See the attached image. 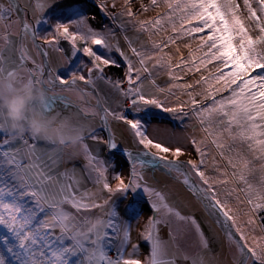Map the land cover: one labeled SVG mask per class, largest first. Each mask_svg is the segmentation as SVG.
<instances>
[{
  "label": "snow or ice",
  "instance_id": "snow-or-ice-1",
  "mask_svg": "<svg viewBox=\"0 0 264 264\" xmlns=\"http://www.w3.org/2000/svg\"><path fill=\"white\" fill-rule=\"evenodd\" d=\"M256 3L258 8L253 7L250 0H243L244 9L247 10V15L243 16L236 0H149L148 4L141 0V12L138 14L133 12L129 0H125V7L119 15L127 17L137 31H146L151 44L148 49L138 50L125 36L135 60L125 54L118 41L111 42L109 38H115L113 28L105 26L103 30H97L92 27L89 21L94 17L77 13L76 18L68 19L67 22L57 20L51 25V32L41 35L39 25L42 22L47 23L43 20L44 5H36L33 22H30L21 13L17 0H9L6 6L0 4V22H3L5 28L2 34L5 44L11 45L8 31L11 25L8 21L14 13L18 14L16 22L21 24L18 37L21 41L24 37H30L33 47L45 58L37 64L29 56L27 46L23 43L17 50L18 61L5 57V49L0 48V79L6 81L9 90L15 84L24 82L42 89L45 93L42 110L51 115L59 103H63L65 108L72 104L69 97L54 93L55 87L76 91L80 100H83L84 94L91 96L92 93H85L83 89L77 90V81L84 82L95 91V80L101 79L127 97L132 111L139 116L129 118L126 112L112 111L99 99L95 107L76 105L81 114L98 116L105 127L111 117L124 122L133 133L138 145L135 156L132 151L125 149L128 158L134 161L130 178L127 183L121 179L116 188L107 182L108 169L103 162L83 142L85 131L94 141L100 140L95 129L83 124L74 125L70 117L63 119L83 133L79 144L86 154L88 166L97 173L95 182L102 184V189L109 194V199L98 203L94 199L95 194L83 193L77 196L72 185L65 182L69 174H53L54 169L50 163L56 162L53 156L48 155L45 159L37 149V142L40 140L59 145L62 142L53 137L30 134L33 141L30 144L25 133L10 128L7 118L0 111V132L6 134V138L0 140V227L8 233L0 235V244L14 258L15 264H71L72 257L77 258L75 264H141L139 259L131 258L138 251L137 244H132L133 253L125 258L126 246L131 242V225L120 220L111 197L119 195L127 198L129 190L134 191L141 186L139 180L142 173L137 171V165L143 169L147 165L159 164L182 176V183L204 202L209 215L221 223L226 238L230 244L234 243L238 253L236 264H264V245L257 243L255 247H249L244 232L236 226L235 218L226 208L229 199H236L248 205L253 215L258 210H264V0H256ZM101 10L107 13L103 5ZM149 11H156V15L142 18ZM107 14L115 23L116 15ZM73 28L75 31L70 30ZM119 28L126 31L123 24ZM254 31L259 34L253 36L251 33ZM61 38L71 41V56H76L80 51L76 47L77 40L83 42L82 51L91 58L92 65L87 68V76L83 73L77 75L73 71L71 78L66 79L60 70L52 69L47 64L48 54L43 50L44 46L52 45L60 50L58 45ZM186 38L195 42V50L191 42L182 43ZM89 44L99 47L94 50ZM181 44L184 49H188V58L184 57ZM100 48L105 50L104 54H98ZM194 51L199 55H194ZM113 52L118 53L126 65L123 79H113L104 74V66L120 67ZM173 52L177 54L176 63H173ZM69 61L71 62V57ZM149 61H154L151 68L147 66ZM209 65L212 66L211 69ZM229 67L230 71H224V68ZM256 69L260 72L249 75ZM156 70L168 72L172 83L167 88L159 87L151 79L153 71ZM178 70L200 73L199 79L178 84L176 80L180 77L173 75ZM64 71L67 72L68 69ZM203 72L208 75H203ZM145 79H149L159 92L174 96L176 106L165 107L166 100L147 97L142 90ZM125 83L127 87H122ZM173 88H180L181 95L176 96ZM225 92L228 94L217 98V94ZM184 95L188 97L187 100L182 98ZM140 104L155 106L180 119L195 118L204 133L200 143L207 141L224 162L221 168L213 160V170L224 179L216 178L214 183L209 182L210 177L202 170L209 153L194 137L190 143L194 146L199 160H181L179 157L187 154L183 147L166 146L163 142L149 137L145 122H150L155 116L142 112ZM59 116L57 113L54 118L60 121ZM195 126L193 125L194 128ZM104 142L110 149L118 147L111 135ZM13 143H20L21 147L13 148ZM153 148L156 151H152ZM169 153L172 158H169ZM58 155L59 153L57 157ZM193 175L201 183L193 180ZM144 191L150 194V198L156 197L151 205L154 214L148 217L142 233L143 239L150 246V253L144 264H176L175 254L169 255L167 242L159 235L158 226L164 223L159 217L162 209L165 215L172 214L179 220L192 224L201 247L205 251L209 250V240L195 216L182 215L167 203L166 197L160 191L147 186ZM221 193L223 200L218 198ZM65 204L71 205L77 211H106L103 216L95 218L85 216L84 227H81L70 223L75 217L65 210ZM126 211L130 213V220L139 216L142 209L137 210L130 201ZM219 217L223 218L222 221ZM246 223L253 225L257 221L249 216ZM259 227L264 233V216L259 217ZM57 228L59 235H55ZM229 229H234V232ZM169 235L171 237L172 233ZM116 241L119 242L116 247L117 255L113 258L109 251ZM184 259L190 260L191 264H207L199 254L194 257L185 255ZM0 264H9L3 252H0Z\"/></svg>",
  "mask_w": 264,
  "mask_h": 264
},
{
  "label": "rangeland",
  "instance_id": "rangeland-1",
  "mask_svg": "<svg viewBox=\"0 0 264 264\" xmlns=\"http://www.w3.org/2000/svg\"><path fill=\"white\" fill-rule=\"evenodd\" d=\"M18 1L28 11H31L33 15H35L36 13L37 4L44 5L45 7L44 13L46 11L51 10L52 8H55L54 10L46 13V15L44 16L43 20L47 21V23L42 22L41 25H39L41 35L51 32L52 31L51 25L54 24L57 20H61L62 22H67L68 19L76 18L77 13H82L86 16L94 17V19H91L89 23L92 25L93 28H96L97 30H103L105 26H107L108 28H113L115 30V38L113 39L112 37H110L109 39L111 40L112 43H116L118 41L120 48L125 52V54L129 55L133 60H135V57L132 56L130 48L124 39L125 36H127L132 41V46L137 48L138 50L148 49L151 47L149 41V34L146 31H137L136 28H134L133 25L129 22L127 17H123L119 15L125 7V0H58L59 2L57 0H18ZM129 2L132 6L133 12L139 14L141 12V8H140L141 0H129ZM143 3L148 4L149 0H143ZM236 3L239 5L240 12L242 13V15L246 16L247 10L244 9L243 0H236ZM250 3L253 5V7L258 8L256 0H250ZM48 5H51V7L49 8ZM101 5H103L107 9V13H113L116 15L117 19L115 23H113V21L106 12L101 10ZM161 6L163 7V5ZM155 15H156V11H149L146 14V16L142 18H150V17H154ZM15 17L17 18V15L14 13L11 18L13 19ZM193 23L195 24V21H193ZM120 24H123L125 26L126 31L120 30L119 28ZM165 27H167V25H165ZM70 30L75 31L74 28ZM251 34L255 36L259 33L258 31H254ZM30 41L32 43L31 38ZM189 42L192 43V48L193 50H195L196 48L195 42L189 41L186 38L182 43H189ZM83 46H84L83 42L77 40L76 47L80 49V51H78L75 59L71 62L68 61V59L63 55L62 52L63 50L60 45H58V48L60 50H58L57 47H54L52 45H45L44 50L48 54L47 59L49 61L50 67L52 69H60V70L63 68L68 69L67 72H65L64 69L62 74L65 76L66 79H70L71 72L73 71H76L77 75L83 73L85 76H87V68L92 66L90 62L91 58L88 57L86 54H84L82 51ZM89 46L93 47L94 50H97L99 47L90 44ZM181 51L184 57L188 58V49H184L182 44H181ZM37 52L39 53L38 50ZM104 53L105 50L100 48L98 54H104ZM193 54L199 55V53H196L195 51ZM113 55L118 59L120 64L122 62V72H121L122 77H120V79H123L124 69L126 65L124 61L119 57L118 53L113 52ZM63 57H65L66 59L64 60ZM176 57L177 54L173 52V63L177 62ZM40 62H42L41 56H40ZM153 63L154 61H149L147 66L151 68ZM211 67L212 66L209 65L210 69ZM224 71H230V67L224 68ZM259 72L260 70L256 69L255 72H250L249 75H255L256 73ZM173 75L176 77H180V79L176 80V83L184 84V83H189L194 79H199L200 73H195V71L188 72L186 70H178V71H174ZM203 75L207 76L208 73L203 72ZM105 76L109 77L107 75ZM151 79H154L156 81V84L161 88H167L168 85L172 83V80L169 78L168 72L166 70L153 71ZM95 87L101 99V102L105 104L110 110L126 112L129 118H139V116H137L132 111L130 100L127 97L121 95L119 91L114 89L110 84L106 83L105 80L96 79ZM122 87H127L126 83L122 84ZM75 88L79 90L83 89L85 93L87 92L92 93L90 86L86 85L85 83H82V81L77 82ZM143 89L146 90L144 94L149 98L155 96V98L160 99L162 101L166 100L167 103L165 104V107L176 106L175 97L169 96L167 95V93L159 92L155 87L152 86L149 79H145L143 81L142 90ZM172 91L176 94V96L181 95L180 88H173ZM227 94H228L227 92L223 94H217V98H220V95H227ZM83 97L90 99L91 105L88 106L95 107V103H94L95 98L93 93L91 96L84 94ZM182 98L184 100L188 99L186 95H184ZM197 99H199V97H197ZM139 107L141 108L142 112H148L155 116V118L151 119L150 122H145V126L147 128V134L149 137L157 141L163 142L166 146L183 147L184 151L187 154L179 157V159L181 160H187V159L199 160V157L195 152L194 146L190 143L191 138L194 137L197 143L200 144V146L206 149V151L209 153L206 156V164L202 168V170L205 171L206 175L210 177L209 182L214 183V180L216 178L221 180L224 179L222 175H220L219 173L213 170V160H215L216 164L221 168H223L224 162H222L219 155H217L216 149L211 145H209L207 141H204V143H200L204 138V133L199 127L195 118L185 117L183 119H180L173 116V114L171 113H165L163 112L162 109H157L155 108V106H151V105L145 106L143 104H140ZM93 118L91 117L90 119H87L85 121V125L87 127L88 126L90 127L93 124L92 120H95L96 122L95 127L99 126L100 128L101 127L100 123L102 121L98 118L95 117ZM108 124L109 127L111 128L110 130L111 136L115 139L117 145H121V146L123 145L124 146V147L122 146L123 148L137 149L138 145L135 142L133 138V133L129 130L128 125H126L122 121L113 120L111 117H109ZM193 125H196L195 128L193 127ZM102 127H103V123H102ZM102 127L101 130H97V134L99 133L98 137H100V140L94 141L93 139H89V143L94 149L93 154L95 156L108 158L107 154L109 152L107 150V144L104 142L106 141V134L102 131ZM177 134H180L183 137V139H185L184 140L185 142L184 141L178 142ZM25 135L28 137V139H31L28 133H25ZM3 139H4L3 136L0 135V140ZM152 151H156V149L153 148ZM168 155L169 158H172L170 153ZM116 158H119L120 165L124 163H128L130 165L128 157L127 159H125L126 157L125 158L116 157ZM160 165L163 166V164ZM157 166L159 165H148L143 169H141L140 166H138L137 171L142 173L143 181H147L149 185L155 186L157 189H159V191H161L164 194V196L166 197V201L169 202V205L173 207H177L178 209H182L183 215L185 216L196 217L197 221L200 223V226H203L204 233L209 236L212 242L217 243L219 247L220 251L218 252V255L216 256L215 259L216 264H236V261L238 259V253L236 251L235 245L234 243L228 245L230 243L226 238L225 230L222 229L221 223L217 222V218H214V216H210L209 212L205 209L204 204L200 202L199 199L191 193L189 188L182 183V179H183L182 176H180L178 173L169 171L164 166L163 169H157L156 168ZM78 171L80 173V170ZM87 171L84 172L89 174V172ZM89 175H97V173H91ZM108 177L112 178V175H109ZM175 177H179L180 180H176ZM193 178L198 184L201 183L195 175H193ZM121 179L117 180L114 183H109V182L108 183L110 184L111 187L116 188V186L120 183ZM122 180L124 181V179ZM83 182L81 183L80 181L79 184L78 185L76 184V187L73 188L74 192L76 191L75 194L77 196H80L83 193L95 194L94 199L98 203H103L105 199H109V194L106 190L102 189V184H97L96 182H94L93 185H90L89 187L83 190H79L81 189L80 187L82 186ZM204 187L207 186L205 185ZM216 190L219 192V188H217ZM133 198L134 195L132 194H128L127 198H121L120 196L111 197V199L115 202V207L117 208V211L119 213L120 220L127 221L131 225V242L126 246L125 258H129L128 254L133 253L132 244H137L139 246L138 251L136 253H133L131 258L139 259L141 261V264H144L146 257L150 253V246L147 252V248L145 246L146 241L143 239L142 233L144 231L143 228H145L146 226L148 217L152 215L151 214L152 208L149 205V203L146 201L148 198L142 200V202L137 204V206L134 205L137 210L142 209V211H140L139 216H137V218L127 220L126 219L127 217L124 212L126 211V205H128V202L133 201ZM218 198L223 200V194L221 193ZM85 202L88 201L85 200ZM64 208L66 211L71 212L72 215L75 217V219L70 221V223L76 224L81 227H84L83 220L85 216L90 218H95L97 216H103L106 211V209L105 210L91 209L88 211L82 209L80 211H77L69 204H65ZM226 208L230 211V214L235 218L236 226L241 228V230L244 232L247 240V245L249 247H255L257 243L264 245V239H261V237H264V233L260 231V227H259V217L264 216V210H258L253 215L249 211L248 205L240 203L236 199H229L226 204ZM238 215H240V218H236ZM249 216H252L253 219L257 221V223L253 225H248L246 221L248 220ZM137 219L139 220L138 223L136 222ZM174 223L179 224V236L181 235L180 237L181 241L182 240L187 241L189 234L191 235V237L195 236L194 229L192 228V224L191 225L187 224L189 222L176 219V222ZM249 234L251 236L254 235V237H256L255 239L256 242L252 243L251 241L248 240ZM0 235H8L6 229H4L3 227H0ZM55 235H59V228L55 229ZM160 237L162 238L161 235ZM177 241L178 239L172 237L171 240H165V242H167L169 255L175 254L176 264H181V262H184L183 261L184 256L189 255V249L192 246L188 245L189 243L186 242L183 243L182 245L180 244V246L176 248ZM118 243H119L118 241L114 242L111 250L109 251V255L112 256L113 258H115L117 255L116 247L118 246ZM213 248L216 251V246ZM0 252H3L9 264H15L14 258H12L10 254H8L4 250L2 244H0ZM229 256L231 257V260ZM76 259H77L76 257H72L71 264H75Z\"/></svg>",
  "mask_w": 264,
  "mask_h": 264
},
{
  "label": "crops",
  "instance_id": "crops-1",
  "mask_svg": "<svg viewBox=\"0 0 264 264\" xmlns=\"http://www.w3.org/2000/svg\"><path fill=\"white\" fill-rule=\"evenodd\" d=\"M8 3H9V0H0V4H3L5 6ZM54 9L55 8H52L49 11H52ZM49 11H46L44 13L43 18L46 15V13H48ZM24 13H25V16H27L29 18L30 22H33L34 15L31 13V11H28L25 8ZM16 21H17L16 17L13 19L11 18L8 21V23L11 25L10 29L8 30L9 31V39L11 40V45L5 44V41L2 38V34L5 32V28H4L3 22H0V48L5 49L4 56L10 57L12 60L18 61V51L17 50L20 47V44L23 43L24 45L27 46L29 56L32 59H34L37 64H40L41 62H40L39 53L37 52V49L33 47V44L31 43L30 38L24 37V39L21 41L20 38L18 37L17 34L20 32V27H19V22H16ZM64 60H65V58H64ZM28 66L29 67L31 66V62L28 63ZM64 69L65 68H63L61 70L58 69V70H60L63 73ZM25 75H26V73H25ZM77 90H79V89H77ZM53 92L69 97L70 100L72 101V104L70 106H68L67 108H65L63 103H59L56 110L51 114L52 116H56L57 113H59L60 114V116H59L60 120H63L65 117H70L71 123L74 125H76V124L85 125V121L87 119H90L91 117L93 118V116H85V115L81 114L79 109L76 107V105H78V104L87 105V106L91 105L90 104L91 101L89 98L83 97V100H80L76 91H67L61 87H55L53 89ZM95 118L100 119L97 116ZM92 121H93V124L90 126V128L93 127L92 129H95V134L98 136L99 133L97 134V130H101L102 122L100 123L101 127L99 128V126L95 127V125H96L95 120H92ZM0 135H2L3 138H6V134L4 132H0ZM84 136H85V139L83 142L88 145L90 152L93 154L94 149L91 146V144L89 143V139H92L91 135L87 131H85ZM102 141H103V139H102ZM118 146H120L121 148L124 147L123 145H122L123 147L121 145H118ZM11 147H13V148L21 147V144L20 143H13L11 145ZM125 147H127V146H125ZM134 148H136V147H134ZM37 149L40 153H42L44 155L45 159H47L48 155L53 156L54 161H56L54 163L50 162L51 166L54 169L53 174H59V173H63V172H67L69 174L68 178L65 182L72 185V190L74 187H76V181H79V182L81 181V183L83 181H85V182H83L82 186L80 187L81 189H79V190H83V189L89 187L90 185H93L94 182L96 181L97 175H89L91 173H96V172L92 171L91 168L88 166V160L85 158L86 154L84 153L80 144L75 149H71V148H68L66 146H62L59 144H51L47 141L40 140L39 142H37ZM57 153H59L58 157H57ZM107 155H108V158H105V157L103 158V157L97 156L98 160L102 161L104 166L108 169V171H107V182L114 183L117 180L122 178V179H124L125 183H127L129 178H130L129 171H131V167H132L134 161L130 160L128 158L130 165L128 163H124V164L120 165L119 164V162H120L119 158H116L114 155H112L110 153H108ZM138 166L139 165H137V167ZM156 168L157 169H163V166L159 164V166H157ZM74 169H77V170H74ZM87 169H88V171H87ZM78 170H80V173ZM84 171L89 172V174L85 173ZM109 175H112V178L108 177ZM116 177H119V179H117ZM175 179L180 180L179 177H175ZM139 183L141 185L140 187L136 188L134 191L129 190V192H128V194L134 195L133 201H131V202L135 206H137V204L142 202V200H145L148 198L146 201L151 206L152 202L154 200H156V197L152 196L150 198V194L144 191V187L147 186V187L153 188L157 191H159V189H157L155 186L149 185L148 182L143 181L142 178L139 180ZM73 192H74V190H73ZM74 193H76V191ZM115 196H119V195H115ZM167 203L169 204V202H167ZM128 204H129V202H128ZM173 208L178 210L183 215L182 209H178L177 207H173ZM151 212H152L151 214L153 215L154 214L153 210H151ZM124 213L127 217L126 219L129 220L130 213H128L127 211H125ZM159 217L161 220L164 221V223H161L158 226L159 227V235L162 236V238H163L162 240H164V241L165 240H171V237L178 239L176 248H178L180 246V244L182 245L183 243L187 242V243H189L188 245L192 246V247H190L189 255H187V256L194 257V256H197L199 254V255H202L204 257L207 264H216L215 259H216V256L218 255V252L220 250H219L217 243L212 242V240H210V238L207 234H205V235L207 236V238L209 240V250L205 251L200 245V242H199V239L197 237L195 230H194L195 236L191 237V235L189 234L187 241H185V240L181 241V238H180L181 235L179 236V224L174 223V222H176V219L178 220V218L175 215H172V214L165 215L164 210L162 209L160 214H159ZM136 222L138 223L139 220L137 219ZM187 224L191 225L190 223H187ZM140 226H141V223H140ZM142 228H143V226H142ZM192 228L194 229L193 225H192ZM201 228L203 229V226H201ZM170 232L172 233L171 237L169 235ZM228 242H227V244H228ZM145 244L144 245L146 246L147 252H148L149 244L147 242H145ZM228 245H231V244H228ZM215 246H216V251L213 248ZM229 258L231 260L230 256H229ZM183 261L184 262H181V264H190L191 263L190 260L184 259Z\"/></svg>",
  "mask_w": 264,
  "mask_h": 264
},
{
  "label": "clouds",
  "instance_id": "clouds-1",
  "mask_svg": "<svg viewBox=\"0 0 264 264\" xmlns=\"http://www.w3.org/2000/svg\"><path fill=\"white\" fill-rule=\"evenodd\" d=\"M45 93L27 82L15 84L12 90L0 79V111L15 131L40 137H53L63 146L75 149L79 145L81 131L68 121H57L42 110Z\"/></svg>",
  "mask_w": 264,
  "mask_h": 264
},
{
  "label": "water",
  "instance_id": "water-1",
  "mask_svg": "<svg viewBox=\"0 0 264 264\" xmlns=\"http://www.w3.org/2000/svg\"><path fill=\"white\" fill-rule=\"evenodd\" d=\"M17 3H18V5L20 6V9H21V13H23L24 14V7L21 5V3L17 0ZM16 15H18V14H16ZM20 28H21V24H20ZM59 45L61 46V48H62V52H63V55L68 59V61H69V57H71V61H73L74 59H75V57L76 56H71V51H72V43L69 41V40H67V39H60V41H59ZM44 50V49H43ZM45 51V50H44ZM40 53V52H39ZM40 56H41V58H42V61H44V57L40 54ZM47 64L49 65V61H48V59H47ZM50 66V65H49ZM45 78H47L46 76H45ZM77 82H81V81H77ZM82 83H84V82H82ZM90 88H91V91H92V93H93V95H94V98H95V106H96V104H97V100L99 99L100 101H101V99H100V97H99V95H98V93H97V91L95 90V91H93V89H92V87L90 86ZM102 103V102H101ZM103 104V103H102ZM103 129H104V132H105V134H106V140H108L109 139V136L111 135L110 134V129H109V126H107V127H105L104 125H103ZM125 149H127V150H130V151H132L133 152V154L135 155L136 154V150L137 149H130V148H121V147H117L116 149H110L108 146H107V150H108V152L110 153V154H112V155H114V156H116V157H126L125 159H127V154H126V151H125ZM192 179L194 180V178H193V176H192ZM203 204H204V202H202ZM222 217H219V220H221L222 221ZM229 230H231V231H233L234 232V229H229Z\"/></svg>",
  "mask_w": 264,
  "mask_h": 264
},
{
  "label": "trees",
  "instance_id": "trees-1",
  "mask_svg": "<svg viewBox=\"0 0 264 264\" xmlns=\"http://www.w3.org/2000/svg\"><path fill=\"white\" fill-rule=\"evenodd\" d=\"M121 72H122V62L120 64V67H113V66L104 67V74L109 77H112L113 79L122 77Z\"/></svg>",
  "mask_w": 264,
  "mask_h": 264
},
{
  "label": "bare ground",
  "instance_id": "bare-ground-1",
  "mask_svg": "<svg viewBox=\"0 0 264 264\" xmlns=\"http://www.w3.org/2000/svg\"><path fill=\"white\" fill-rule=\"evenodd\" d=\"M24 15H25V13H24ZM19 27H20V25H19ZM20 30H21V28H20ZM65 58V57H64ZM66 59V58H65ZM67 61V60H66ZM143 92H146V90H144L143 89ZM155 97V96H154ZM108 126H109V124H108ZM109 129L111 130V128L109 127ZM102 131L104 132V129H103V127H102ZM105 133V132H104ZM110 134H111V132H110ZM183 137L180 135V134H177V141L178 142H182V141H184L185 139H183ZM185 142V141H184ZM118 148H119V146H118ZM199 201L200 202H202L200 199H199ZM236 218H240V215H238ZM256 231V230H255ZM256 237H254V235L253 236H251L250 234H249V236H248V240L249 241H251L252 243H254V242H256Z\"/></svg>",
  "mask_w": 264,
  "mask_h": 264
},
{
  "label": "built area",
  "instance_id": "built-area-1",
  "mask_svg": "<svg viewBox=\"0 0 264 264\" xmlns=\"http://www.w3.org/2000/svg\"><path fill=\"white\" fill-rule=\"evenodd\" d=\"M25 138L28 139V137L25 135ZM29 140V143H33V141L31 139H28Z\"/></svg>",
  "mask_w": 264,
  "mask_h": 264
}]
</instances>
